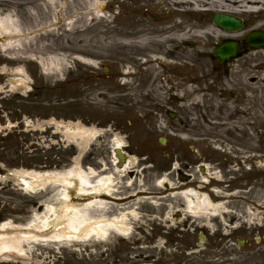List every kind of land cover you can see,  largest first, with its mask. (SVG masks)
I'll list each match as a JSON object with an SVG mask.
<instances>
[{
  "label": "rangeland",
  "instance_id": "rangeland-1",
  "mask_svg": "<svg viewBox=\"0 0 264 264\" xmlns=\"http://www.w3.org/2000/svg\"><path fill=\"white\" fill-rule=\"evenodd\" d=\"M0 1L7 8L2 18H16L19 30L17 51L15 36L0 31L1 223L27 227L32 220L52 218L48 206L57 209L63 203L62 185L29 191L11 175L14 170L62 173L78 165L90 187L112 178L113 196L98 198L106 201V209L95 204L81 209L88 220L113 218L131 209L128 197L141 199L136 208L140 218L132 225L130 239L110 231L106 241L42 243L33 246V261L264 264V244L255 241L264 237V111L231 115L235 122H230L217 98L197 95L196 86L190 85L193 97L188 102H172L171 73L184 71L186 78L194 74L186 61L174 62L153 48V61L160 65L156 71L153 67L155 80L144 76L148 67L135 63L136 51L126 48L125 22L132 12L127 0ZM148 11L150 22L173 17L169 7ZM187 20L195 24L209 17ZM2 38L11 40L5 43ZM190 44L177 51L196 59L200 46ZM221 44L209 47L211 55ZM16 54L17 71L12 69ZM15 97L17 111L12 109ZM202 98L206 103L200 106ZM229 99L239 100L235 92ZM169 111L177 113V120L168 118ZM80 126L96 128L100 134L83 141L73 133ZM119 142L124 162L117 155ZM128 160L134 166L130 174L123 171ZM165 176L170 183L166 191L153 195ZM144 189L149 195L140 192ZM183 190H195L201 204L209 199L226 213L194 216L188 212L189 202L177 194ZM146 197L158 206L145 203ZM84 199L71 201L82 207L92 200ZM237 241L252 246L242 249ZM0 264L24 263L0 259Z\"/></svg>",
  "mask_w": 264,
  "mask_h": 264
},
{
  "label": "bare ground",
  "instance_id": "bare-ground-1",
  "mask_svg": "<svg viewBox=\"0 0 264 264\" xmlns=\"http://www.w3.org/2000/svg\"><path fill=\"white\" fill-rule=\"evenodd\" d=\"M132 9L131 16L126 18V48L134 49L138 55L135 63L142 61L147 66L144 76L155 80V72L158 68L157 61H153V52L163 50L177 62L180 58L190 66V71L194 74L184 80L185 85L201 86V91L209 99L217 98L220 107L231 115H241L243 112L264 111V45L258 48L247 47L245 36L251 32L261 31L264 34V0H174L170 5L166 0H127ZM169 5V6H168ZM0 6H4L0 1ZM150 9L170 8L172 20L166 22L149 21ZM141 10L146 13H142ZM217 14L238 17L243 21V29L237 32L224 31L213 24V16ZM195 16H208L209 20L204 22L188 24V18ZM187 21V22H186ZM185 22V23H184ZM12 34L19 33L15 19L7 16L0 17V31ZM2 33V32H1ZM233 40L238 42V53L228 63L220 64L214 59L209 51L210 46H217L221 42ZM198 43L201 51L196 59H192V54L178 52L186 44ZM155 48L156 51L152 52ZM159 53V52H158ZM161 56L160 54H157ZM164 55V54H163ZM211 55V56H210ZM213 60L212 63L210 59ZM54 66L60 63L52 62ZM156 65V66H155ZM154 67V71L153 70ZM217 85L218 88L215 87ZM215 88V89H214ZM235 92L238 103L231 102L229 94ZM232 95V94H231ZM73 132L83 141L94 140L100 134L96 128H86L84 126L75 127ZM122 144L119 142L116 151H122ZM121 153V152H120ZM120 154L124 162V156ZM118 161V158H115ZM132 160H128L124 165V172L133 171ZM119 169H117V172ZM18 182H22L29 191L44 189L51 184H60L64 187L62 205L59 208L48 206L52 218L44 220H32L27 227L15 228L11 223H4L0 229V259L16 261V263L38 264L31 257L34 245L50 246L51 244H64L67 242L86 243L92 238L98 241H106L110 231L130 239L133 235V224L139 221V214L136 208L141 203L139 195L128 197L127 205L131 209L124 211L113 218H97L88 220L81 214V209L101 205L105 208L106 201L99 200L102 196H113V180L110 177L99 181L96 187L85 185L84 173L79 169H69L62 173H37L33 171L17 170L11 174ZM157 194L166 191L169 182L167 177L161 178L157 182ZM175 186L171 184V187ZM76 190V197L91 196L92 200L82 207L75 206L71 200L69 191ZM149 195V190L140 191ZM140 192L138 194H140ZM183 200L189 202L188 212L204 217H221L226 212L220 206L211 203L209 199L200 203L201 195L195 190L178 192ZM93 195V197H92ZM208 198V197H207ZM196 199L198 202H194ZM145 203L158 206V201L151 197H146ZM204 205V206H203ZM206 207V209H204ZM123 210V209H121ZM125 210V209H124ZM187 212V211H185ZM187 212V213H188ZM173 221V220H172ZM16 230L7 233V230ZM29 248L30 252L25 251Z\"/></svg>",
  "mask_w": 264,
  "mask_h": 264
},
{
  "label": "flooded vegetation",
  "instance_id": "flooded-vegetation-1",
  "mask_svg": "<svg viewBox=\"0 0 264 264\" xmlns=\"http://www.w3.org/2000/svg\"><path fill=\"white\" fill-rule=\"evenodd\" d=\"M3 7L4 6H0V17H2L1 14H3V9L5 11H7V8H3ZM15 22L17 24L16 18H15ZM2 41L5 42L6 41V38H2ZM14 44H15V48L14 49H16L17 48V37H16V35H15ZM16 51H17V49H16ZM16 58H17V54L15 55V57H13V62H12V69H14L15 71H17V69H16L17 68V59ZM0 64H1V60H0ZM170 77H171V79L168 82H169V87H170V91L169 92L171 94V100H172V102H174L176 105H178L179 102H183V103L188 102L189 99H191L193 97V94L190 91V87H192V86L190 85V87H189V86H187V85L184 84V80L186 79L185 72L184 71H177V73L176 72H173V73H171ZM15 81H17V80L15 79ZM15 84H17V82ZM198 86H196V87H198ZM196 87H195L196 94L197 95H199V94L202 95L203 92L200 90L201 89L200 88L201 86L198 87V88H196ZM203 96H204V94H203ZM201 100L203 102L200 103V106L205 105V103H206L205 99L202 98ZM12 109H14V111H17L16 110L17 109V100H16V97L13 98V100H12ZM221 110H223V109L221 108ZM223 111L225 112V110H223ZM174 116H175V120H177V118H178L177 116L178 115H177L176 112L174 113ZM229 120H230V122H235V118L233 116H231V118H229ZM206 121H208V120H205L204 119V122H206ZM209 122H211V121H208V123ZM0 197H2L1 194H0ZM1 202L2 201L0 200V204H1ZM3 219H4V216H0V226L2 224L1 222L3 221ZM8 232H11V230H7V233ZM255 241H257V244L258 243L259 244L260 243L261 244H264V237H262V238L259 237ZM237 242H238L239 247H241L242 249L246 248L247 246H252L248 241L247 242L243 241V244L242 245H240V242L239 241H237ZM250 251L252 253H254L252 249H250ZM243 253L242 254H238L236 256V258L237 257H243L244 256ZM205 262H207V260ZM179 264H186V263L185 262H181Z\"/></svg>",
  "mask_w": 264,
  "mask_h": 264
},
{
  "label": "water",
  "instance_id": "water-1",
  "mask_svg": "<svg viewBox=\"0 0 264 264\" xmlns=\"http://www.w3.org/2000/svg\"><path fill=\"white\" fill-rule=\"evenodd\" d=\"M214 24L217 25L219 28L223 30L228 31H240L243 29L241 21L238 19H235L233 17H230L228 15H215L214 17ZM258 40L262 41L258 46L264 45V37L257 34H252L247 37V44L249 47L258 48V46H254L253 44L257 42ZM238 53L237 43L233 41H227L222 43L219 47H217V50L215 51V58L219 60L221 64L228 63V61H231L233 57H235ZM169 117L171 119H174V116L172 114H169ZM161 145H165L164 140H161ZM76 192L72 190L71 196H75ZM77 200L81 201V198L83 197H74ZM83 200V199H82Z\"/></svg>",
  "mask_w": 264,
  "mask_h": 264
}]
</instances>
